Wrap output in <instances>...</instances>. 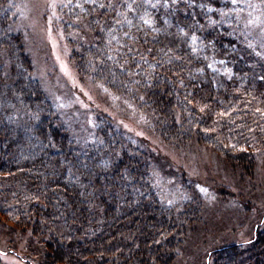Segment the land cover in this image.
<instances>
[{
	"label": "trees",
	"instance_id": "16d2710c",
	"mask_svg": "<svg viewBox=\"0 0 264 264\" xmlns=\"http://www.w3.org/2000/svg\"><path fill=\"white\" fill-rule=\"evenodd\" d=\"M14 4L0 0V221L29 227L45 264H125L130 255L144 264L149 251L150 264H163L194 204H163L149 156L107 117L95 118L83 150L73 146L11 32ZM250 4L264 21V0ZM60 12L66 37L76 21L87 29L71 52L80 75L134 102L166 142L208 146L251 170L264 151V31L247 25L239 5L64 0ZM239 248L227 246L232 260Z\"/></svg>",
	"mask_w": 264,
	"mask_h": 264
},
{
	"label": "rangeland",
	"instance_id": "374dc122",
	"mask_svg": "<svg viewBox=\"0 0 264 264\" xmlns=\"http://www.w3.org/2000/svg\"><path fill=\"white\" fill-rule=\"evenodd\" d=\"M63 4L64 0H15L11 8V32L22 40L33 80L56 110L55 126L81 151L94 137L95 118H109L149 156L161 202L194 204L188 229L163 264H215V252L221 248L224 264H264V151L251 170H243L208 146L166 142L134 102L78 73L71 60L73 43L86 42L88 33L83 21H76V29L66 37L60 21ZM248 4L250 0H237L236 6L249 27L264 31V21ZM30 235L29 227L15 229L0 221V264H45L42 246ZM230 245L240 247L235 260L226 249ZM151 252L143 254L148 258L144 264L153 262ZM87 258L100 260L98 253ZM125 264L137 263L130 255Z\"/></svg>",
	"mask_w": 264,
	"mask_h": 264
},
{
	"label": "snow or ice",
	"instance_id": "6c2138e0",
	"mask_svg": "<svg viewBox=\"0 0 264 264\" xmlns=\"http://www.w3.org/2000/svg\"><path fill=\"white\" fill-rule=\"evenodd\" d=\"M148 2V0H145V3H147ZM232 3H233V5H236L237 4V0H232ZM156 5L155 4H153L152 5V7H155ZM126 7H127V9L129 10V11H133L134 9H133V4H127L126 5ZM248 7L250 8V9H253V10H255V5H253V4H248ZM249 15H251V13H249ZM140 19L143 21V23L144 24H146V25H149V26H151V24L153 23L152 22V20H151V18L150 17H148V14H147V12H145V14H144V16H141L140 17ZM128 23L130 24L131 23V21H128ZM248 23L249 24H252L253 23V20H249L248 21ZM196 37L195 36H193L192 37V41H193V44H195V41H196ZM251 46V45H250ZM193 52H195L196 51V48L195 47H193ZM222 63V62H221ZM212 65H209V67H211ZM202 191H203V189H202Z\"/></svg>",
	"mask_w": 264,
	"mask_h": 264
}]
</instances>
